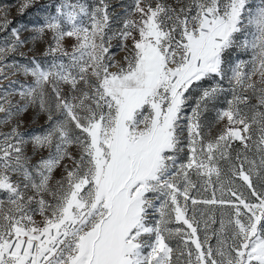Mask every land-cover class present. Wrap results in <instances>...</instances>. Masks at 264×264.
I'll return each instance as SVG.
<instances>
[{
	"label": "snow or ice",
	"instance_id": "1",
	"mask_svg": "<svg viewBox=\"0 0 264 264\" xmlns=\"http://www.w3.org/2000/svg\"><path fill=\"white\" fill-rule=\"evenodd\" d=\"M39 2L0 3V264H264V0Z\"/></svg>",
	"mask_w": 264,
	"mask_h": 264
},
{
	"label": "rangeland",
	"instance_id": "2",
	"mask_svg": "<svg viewBox=\"0 0 264 264\" xmlns=\"http://www.w3.org/2000/svg\"><path fill=\"white\" fill-rule=\"evenodd\" d=\"M15 0H0V3H14ZM49 0H40L39 4L36 6V8L30 9L28 11V13L23 17H19L16 16L15 12H13L12 14V19H15L18 23L19 22H23V23H28L29 21L31 22H36L37 20L42 19L44 13H43V9L41 8V5L48 3ZM39 9V10H38ZM29 27H31V25H29ZM24 35H28V33H25ZM30 47L32 48L31 52H28L27 49H25L26 55L28 57L31 56H35L37 59H41V53L44 49V44L41 42H36L35 44H30ZM245 59H247L248 57H244ZM17 59L21 60V62H26V60L20 58L17 56ZM20 79L23 80V77H13V79ZM5 83H7V81H5ZM33 114L31 112H29L25 117H24V128L22 129V131H26L28 133H32L34 131H38L41 126L44 125L45 123V118L43 116H41L39 119L33 121ZM44 155H46V153H44ZM38 159V157H37ZM37 219H39V217L37 216Z\"/></svg>",
	"mask_w": 264,
	"mask_h": 264
}]
</instances>
